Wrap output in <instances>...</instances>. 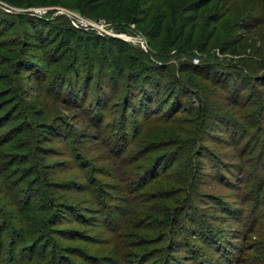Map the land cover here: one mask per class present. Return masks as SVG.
<instances>
[{"label": "rangeland", "instance_id": "rangeland-1", "mask_svg": "<svg viewBox=\"0 0 264 264\" xmlns=\"http://www.w3.org/2000/svg\"><path fill=\"white\" fill-rule=\"evenodd\" d=\"M195 1L150 0L145 7L144 0H0L6 34L0 38V264H55L57 249L61 264H153L174 232L184 230L180 238L191 256L208 261L216 251L227 264H264V0H235L229 13L225 0H213L172 47L184 8ZM146 8L145 22L136 24ZM160 16L161 37L150 43ZM78 18L142 36L147 50L74 32ZM191 32L192 49L179 55ZM37 33L45 50L33 47ZM210 34L201 53L198 45ZM236 36L244 38L238 54L222 55L220 45ZM121 45L128 48L125 59L139 57L150 67L144 54L151 52L164 63L155 81L157 106L180 80L178 90L190 92L187 112L165 106L155 114H124L128 74L135 78L140 69L129 65L119 78ZM34 56L53 67L35 66ZM189 58L215 66L220 84L224 79L230 88L178 75L179 62ZM34 75L43 76L30 86ZM91 77L87 104L58 92L76 78L84 89ZM101 83L111 87L103 86L106 94ZM202 102L204 119L196 116ZM98 133L100 140L90 137ZM179 209L173 229L168 218ZM182 257L176 253L173 264Z\"/></svg>", "mask_w": 264, "mask_h": 264}, {"label": "trees", "instance_id": "trees-1", "mask_svg": "<svg viewBox=\"0 0 264 264\" xmlns=\"http://www.w3.org/2000/svg\"><path fill=\"white\" fill-rule=\"evenodd\" d=\"M149 1L150 0H144V6L148 7L149 5ZM213 0H201L198 2H191L189 3L187 6H185L184 11H185V15L183 17V21L178 29V34H179V39L173 43H171L172 47H175L177 45L178 42H180L185 34H186V30L188 27H192L194 28L195 23L198 19V15L199 12L202 8L206 7L207 5H209ZM233 4H235V0H225V4H224V11L226 13H229L230 8L232 6H234ZM147 8L145 11H143V19L141 21L137 20L135 21L136 24L140 25L143 22H145L146 19V15H147ZM217 19H214V23H217L218 21ZM165 18L164 16H160L159 19L156 22V27L154 32H152L151 36H150V43H153V41H157L162 34V27L164 24ZM252 25H248L244 28L250 29ZM71 30H73L74 32H81L83 34H92L95 35L96 37L98 36V32L91 30L90 32H87L86 30H78V29H74L73 27H70ZM90 34V36L92 37V35ZM5 31H3L2 29H0V38L4 37ZM36 38V43L33 45L34 49L36 51L39 50H45L46 45L44 44V41L42 40L41 36L37 33L35 35ZM98 38V37H97ZM103 39H107V40H112V38L110 37H101ZM99 38V39H101ZM213 35L210 34L203 42H201L198 45V51H200L201 53H206L208 50V46L210 41L212 40ZM153 40V41H152ZM244 41L243 36H236V37H231L227 40H225L221 45H220V53L222 55L225 54H229L232 53L234 55L238 54V49L240 47V45L242 44V42ZM112 42V41H111ZM192 43H193V33L191 32L188 35V38L186 40V43L184 45V47L179 48L177 51H179V55H182L183 53H188V49H192ZM2 45V42L0 41V47ZM127 46L126 45H121L120 48H118V60H119V64H123L124 68H122L121 65H117L118 67H116V70L119 73V78L121 79L122 76L124 75V72L126 69H128V66L130 65L132 67L133 70H139L140 69V73H138V75H136V77L134 78L132 74H128V79H127V83L126 86L128 87V91H127V97H126V101L124 104V109L123 112L125 115L127 114H134V113H141V114H155L156 111L158 110H162V108H164L165 106H169V108L173 109V111L175 109H178L177 111L179 112H183L186 111L187 109L184 106V100L186 99V96L190 93L188 92V89H184V91L182 92L180 89V91L178 90V80L174 81L175 82V86L171 87L169 89L168 92V96L169 97L163 104H160L157 106V103L160 101V97H158V94H160L161 92V88L159 87L160 84L158 85L156 81L157 75H161L162 74V66H164V63L161 62L158 58L156 59V55L153 53H146L143 52L142 53L146 56L148 64H150L149 66H145V61L141 60L139 57H127L125 59L124 55L126 54L127 51ZM59 63H61L62 61H58ZM200 62V61H199ZM130 63V64H129ZM163 63V65H162ZM33 64H35V66H45L46 68H48L49 70L53 67L51 60L47 59V58H42V57H33ZM215 66L207 67L206 65H202L200 66V63L198 65L194 64L193 62V58H189V59H183V61L179 62V65L177 66V74L181 75V74H197L200 75L201 77H204L205 79H212L215 82V86H219L221 88H225L223 87L221 84H225L227 82V85L224 86H228V88H230L229 81H225L224 79L223 82L220 84V79L214 74V68ZM41 68V67H40ZM166 69V68H165ZM92 72H94L95 66H92ZM143 70V72H142ZM160 70V71H159ZM147 75H144V74ZM79 75V74H78ZM77 75V76H78ZM43 76V75H41ZM36 77L35 75L33 77H31L29 79V85L32 86V84H36L40 83V77ZM114 77V76H113ZM174 78V77H173ZM42 80H45L42 79ZM94 81V78H88L86 81V85L85 88L82 89L79 87V78H76L75 82H70L71 84H73V86H69L68 89L64 88V84L61 83L62 85L59 87V93L62 94L63 91L66 92L67 91V97L70 96L72 101H75V103H88V99L87 97L90 95V91H91V82ZM232 81V80H231ZM103 82V81H102ZM113 82V81H112ZM152 83H155V85H153ZM99 83H97L98 86ZM102 86H99L100 88V92H103L105 90V94L108 91L107 88L105 89L103 86L105 85L104 83H101ZM180 85V84H179ZM182 85V84H181ZM105 86H109V85H105ZM246 86V87H245ZM34 88V87H33ZM104 88V89H103ZM111 88V87H108ZM153 88V89H152ZM155 89V90H154ZM190 89V88H189ZM247 89V85H244V90ZM226 90V89H225ZM239 90V89H238ZM97 104L99 105L98 100L100 101L101 98H103L102 95H98L97 97ZM104 99V98H103ZM70 100V101H71ZM231 100V99H230ZM58 101H62L65 102L66 104L64 105L66 108H69L72 104L69 103V100L65 99V98H61L58 97ZM164 101V99H163ZM61 102V103H62ZM79 103V104H80ZM81 108V107H80ZM161 108V109H160ZM198 113L196 114L197 117H201V119H204V117L206 115H208V111H207V106L205 105L204 102H202L200 104V107L198 109ZM93 113H95L94 111H92L90 114L92 115ZM100 133H98L97 135H93L90 134L91 138H94L96 141L100 140L101 137L99 135ZM102 136V135H101ZM66 211V209H64ZM180 209L178 210L177 213H173V216H170V218H168V222L171 224V227L173 229L177 228V226L180 224V220L178 219L179 216V212ZM204 231V230H203ZM181 232L183 234V237L185 236V230L184 231H175L174 232V236L171 237L169 243H166V254H164V252L162 254H159L156 256L155 261L153 264H173L174 262L176 263L177 261H175L174 255L176 253H182V259H184V261H180L178 259V262H181V264H201L202 260L204 264H227L225 262H223L222 260H220L219 258L215 257L218 252L214 251L213 254H211V258L210 260H205L204 256L199 254L198 256H191L189 255L187 252H190L189 250H186V246L184 244V239L180 238L181 237ZM176 235V236H175ZM200 234H195V235H191L193 237H197ZM190 237V236H188ZM165 239H163L161 242H163ZM3 242L1 241L0 238V250L4 249L3 247ZM218 247V244L217 246ZM203 252L204 251H209V249H202ZM187 251V252H186ZM53 263L55 264H61L65 258H63L62 252H60V249L53 251ZM64 259V260H63ZM233 259H231L232 261ZM200 261V262H199ZM147 263H149V260L146 261Z\"/></svg>", "mask_w": 264, "mask_h": 264}, {"label": "built area", "instance_id": "built-area-1", "mask_svg": "<svg viewBox=\"0 0 264 264\" xmlns=\"http://www.w3.org/2000/svg\"><path fill=\"white\" fill-rule=\"evenodd\" d=\"M75 26L80 30H94L98 33L110 37V38H116L121 39L124 41H134L136 44H139L143 50H147V42L145 38L142 36H131L124 32H116L114 28L106 21L100 20V21H92L89 19H77V22H75ZM135 39V40H134ZM199 60L196 59L195 63H198Z\"/></svg>", "mask_w": 264, "mask_h": 264}]
</instances>
